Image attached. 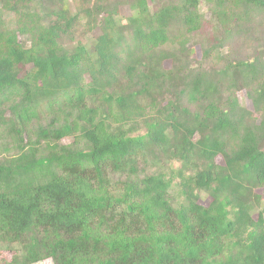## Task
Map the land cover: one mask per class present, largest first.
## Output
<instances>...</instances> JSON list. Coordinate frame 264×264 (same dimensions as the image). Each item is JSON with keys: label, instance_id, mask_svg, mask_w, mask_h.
I'll use <instances>...</instances> for the list:
<instances>
[{"label": "trees", "instance_id": "1", "mask_svg": "<svg viewBox=\"0 0 264 264\" xmlns=\"http://www.w3.org/2000/svg\"><path fill=\"white\" fill-rule=\"evenodd\" d=\"M3 250L264 264V0H0Z\"/></svg>", "mask_w": 264, "mask_h": 264}, {"label": "rangeland", "instance_id": "2", "mask_svg": "<svg viewBox=\"0 0 264 264\" xmlns=\"http://www.w3.org/2000/svg\"><path fill=\"white\" fill-rule=\"evenodd\" d=\"M121 14L124 17H129L131 15V11L129 10L128 7H122L121 8ZM206 16L208 17L209 16V13ZM98 35H99V32L98 33L95 32L93 34L94 37H96ZM232 49H233V52L237 53V54L234 53L235 55H238L241 52L242 56H245L250 51L247 46H243V45H237V46H235V48H232ZM197 52H198V55H199L200 54V50L198 48H197ZM28 70H29V67H28ZM241 98L243 99V102H245L247 104V106L251 109L252 108V104L248 100V98L244 94L241 95ZM219 162H221V159H219ZM205 203H207V201ZM10 258H11V254L9 252H7L5 250H3L1 252L0 260L1 259L10 260ZM39 264H53V263H52L51 260H46V261H44L42 263H39Z\"/></svg>", "mask_w": 264, "mask_h": 264}]
</instances>
